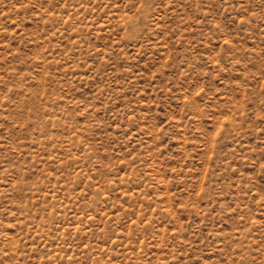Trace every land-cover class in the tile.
<instances>
[{
	"label": "rangeland",
	"instance_id": "obj_1",
	"mask_svg": "<svg viewBox=\"0 0 264 264\" xmlns=\"http://www.w3.org/2000/svg\"><path fill=\"white\" fill-rule=\"evenodd\" d=\"M0 264H264V0H0Z\"/></svg>",
	"mask_w": 264,
	"mask_h": 264
}]
</instances>
